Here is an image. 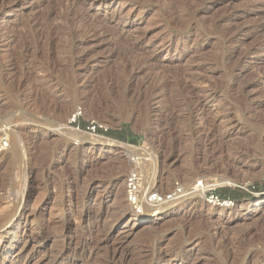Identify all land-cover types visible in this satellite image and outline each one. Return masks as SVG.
Wrapping results in <instances>:
<instances>
[{"label":"rangeland","instance_id":"obj_1","mask_svg":"<svg viewBox=\"0 0 264 264\" xmlns=\"http://www.w3.org/2000/svg\"><path fill=\"white\" fill-rule=\"evenodd\" d=\"M100 1L0 0V122L12 126L0 216L26 219L0 230V264H113L126 224L124 264H182L195 239V264L247 251L264 262V0ZM96 137L112 143L91 145ZM132 170L161 192L236 180L214 192L234 206L194 197L191 223L183 212L137 221L124 194Z\"/></svg>","mask_w":264,"mask_h":264},{"label":"bare ground","instance_id":"obj_2","mask_svg":"<svg viewBox=\"0 0 264 264\" xmlns=\"http://www.w3.org/2000/svg\"><path fill=\"white\" fill-rule=\"evenodd\" d=\"M91 2V1H90ZM100 4L103 5V6H107L109 5L108 2L106 1H103L101 0L100 1ZM112 16V18H111ZM111 20L114 21V20H118L120 19L121 17V10L118 9V10H115L111 13ZM109 18V19H110ZM109 22V21H108ZM218 25H220V22L218 23ZM92 31V30H91ZM94 31V30H93ZM227 30H225L226 32ZM104 34L101 33V32H96V30L92 33V39L93 40H98L100 37H102ZM4 37V36H3ZM230 58L232 60V58H235V52L233 51L230 55ZM80 60V59H79ZM78 60V61H79ZM237 60V59H235ZM165 88V82L164 83H159V84H156L152 87V91H161V93H163V90ZM159 91V92H160ZM158 92V93H159ZM157 93V95H158ZM153 96L155 97L156 95L153 93ZM162 96V95H161ZM153 112L155 114H162L161 110L159 109H155L153 110ZM201 112H205V113H209L207 112V110H205V108H202ZM211 113V112H210ZM200 114V113H199ZM237 115V114H236ZM161 116V115H160ZM209 116V114H208ZM244 117V116H243ZM238 118V117H237ZM239 119V118H238ZM52 126V125H51ZM56 127V126H55ZM57 132H60L62 133L63 131H70L66 126L65 127H62V128H56L55 129ZM15 132V131H14ZM16 139V138H15ZM96 143H100L101 145H107V143H112L111 141L109 140H106V139H103L101 137H96V140H92L90 141L91 145H93L95 142ZM15 142H17V140H15ZM104 143V144H103ZM13 144V143H12ZM39 144V143H38ZM45 145V144H44ZM124 147V146H123ZM128 148V147H126ZM69 151V150H68ZM142 152L143 153H139L138 156H141L140 159L143 160V164H146L145 161L147 159L144 158V156L146 157L147 156V151L146 150H143L142 149ZM70 154V153H69ZM71 155V154H70ZM89 155V154H88ZM74 162V161H73ZM63 163V161H62ZM65 163V162H64ZM60 164V163H59ZM70 164V163H69ZM63 165V164H62ZM68 166V165H67ZM73 166V165H72ZM71 167V165H70ZM69 167V168H70ZM148 167V166H147ZM211 167V166H210ZM68 168V169H69ZM145 168V167H144ZM60 172H63V170L65 169V167H62V166H59V168H57ZM55 169V170H57ZM72 169V168H71ZM148 169V168H147ZM210 169V168H209ZM69 171V170H68ZM67 171V172H68ZM57 172V171H56ZM59 172V173H60ZM76 172V171H75ZM58 173V174H59ZM65 173V172H64ZM147 174V173H145ZM75 175V174H74ZM80 175V174H79ZM82 175V174H81ZM148 175V174H147ZM146 175V176H147ZM83 176V175H82ZM154 177V176H153ZM147 180V184H148V188L149 189H152L153 187V180H149V178H146ZM75 181V180H74ZM70 182V181H69ZM207 184L206 186H204L202 189H199V188H196V187H190L191 184H193L194 182H192L190 184V188L188 187L187 188H184L183 191L181 192L182 194L177 198V199H173L172 201H165L164 203H162V205H159V206H154V207H150V206H144L143 207V210H142V213L141 214H144V213H149L150 216L147 218V219H154V220H158V219H162V218H166V217H170L172 214L174 213H180V212H183L181 214V218L183 220V222L185 223H188L191 221V219L193 218V216L195 215V212L193 210H185L187 208L188 205H186L184 202L186 200H191L193 199L194 197H197V195H202L206 190H211L213 188H217L219 187L220 185H234V182H236V180H231V179H228V178H225L224 176L223 177H219V178H215V179H212V180H207L206 181ZM146 186V185H145ZM193 201V200H191ZM260 202V199H257L256 200V203L252 204L249 209H246L243 210L245 212V217L248 216L250 217L251 215H249L250 212H252L253 208H255L256 205H258ZM129 207V205H128ZM130 208V207H129ZM190 208V207H189ZM256 210V209H254ZM130 211L132 212L133 216L135 218H137V221H143L144 219L140 218V216H138L139 214L136 213L135 211H133L131 208H130ZM165 213V214H164ZM138 214V215H137ZM253 217V216H251ZM140 218V219H139ZM135 221V220H134ZM193 221V220H192ZM26 222V219L23 221L22 219H19V221H15L13 222L12 221V218H9V216H0V230L4 228V226L6 224H11L12 226L13 225H16L18 226L19 223H25ZM191 223V222H190ZM187 225V224H186ZM185 226V225H184ZM183 226V228H184ZM78 229V228H77ZM146 231H152V230H156V226L154 225H148L145 227ZM144 229V230H145ZM123 232H119L118 235H117V238L116 240H118V246L119 247H116L115 249H113V253L112 255H110V261L113 263V264H124L125 261L129 260L130 257L128 255V253H125L124 251L122 252L121 250L123 249V245L124 243L129 239V237L133 234L132 232V228H129V225L126 224L124 227H123ZM214 235L216 236L217 234L220 233L219 229L216 228V230H214ZM116 236V235H114ZM72 237V236H71ZM214 237V236H213ZM217 237V236H216ZM45 237H43L42 239H44ZM115 239V238H114ZM39 241V240H38ZM75 243V242H74ZM79 245V244H78ZM200 245H201V241L199 239H195L193 241H190L185 247V252L183 253V257L181 258V263H185V264H195L198 260V257H197V254L196 252L200 250ZM122 248V249H121ZM230 252V251H229ZM181 253V252H180ZM169 254H167L163 249L161 250V248H159V250L154 254V258L156 257L157 259L159 260H166L165 258L168 256ZM196 255V256H195ZM156 259V260H157ZM260 259V255L258 253H253V252H250V251H247L241 255H235L234 253H228L227 255V259H226V263L227 264H255V262L257 260ZM57 262V261H56ZM166 262V261H165ZM127 263H129L127 261ZM163 263V262H162ZM52 264H55V262H53ZM259 264H264V262H261Z\"/></svg>","mask_w":264,"mask_h":264},{"label":"built area","instance_id":"obj_3","mask_svg":"<svg viewBox=\"0 0 264 264\" xmlns=\"http://www.w3.org/2000/svg\"><path fill=\"white\" fill-rule=\"evenodd\" d=\"M80 116V113L73 115L72 121L75 122ZM80 131L79 128H77ZM95 132V126L91 128ZM12 136V126L10 124L0 122V154H4L10 149V140ZM206 180H197L191 184L192 188L196 187L202 189L207 184ZM264 181V175H263ZM179 183H175L174 187L168 192H161L158 190L149 189L148 187H141V176L136 170L130 171L124 178V194L126 203L129 207L138 214L142 213L144 206H159L165 201H172L177 199L182 193L183 189ZM217 188L206 190L202 195H197L203 202L212 205L219 209H228L234 206V202L230 198H223L220 195L214 193ZM199 200V199H198Z\"/></svg>","mask_w":264,"mask_h":264},{"label":"trees","instance_id":"obj_4","mask_svg":"<svg viewBox=\"0 0 264 264\" xmlns=\"http://www.w3.org/2000/svg\"><path fill=\"white\" fill-rule=\"evenodd\" d=\"M81 126H82L83 128L86 127L84 124H82ZM116 134H117V133L109 132V133H107L106 135L109 136V137H114V138H116V139H121V138H119ZM121 140H124V139H121ZM219 194H220V196L223 197V198H231L229 194L220 193V192H219Z\"/></svg>","mask_w":264,"mask_h":264},{"label":"water","instance_id":"obj_5","mask_svg":"<svg viewBox=\"0 0 264 264\" xmlns=\"http://www.w3.org/2000/svg\"><path fill=\"white\" fill-rule=\"evenodd\" d=\"M116 144H118V142H115Z\"/></svg>","mask_w":264,"mask_h":264}]
</instances>
